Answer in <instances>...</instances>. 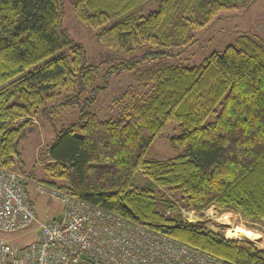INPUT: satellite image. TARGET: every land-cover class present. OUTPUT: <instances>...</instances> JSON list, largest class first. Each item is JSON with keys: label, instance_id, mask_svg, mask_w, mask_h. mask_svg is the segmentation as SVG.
<instances>
[{"label": "trees", "instance_id": "obj_1", "mask_svg": "<svg viewBox=\"0 0 264 264\" xmlns=\"http://www.w3.org/2000/svg\"><path fill=\"white\" fill-rule=\"evenodd\" d=\"M149 1L72 0L76 19L100 30L98 41L114 54L107 77L132 73L153 84L130 117L101 120L105 87H94L97 69L64 28L59 0H0V165L19 168L20 142L36 117L54 126L84 99L78 122L40 151L41 184L226 261L264 264V250L182 213L215 207L239 214L242 234L264 232V39L240 33L199 66L164 62L251 0H161L146 16L132 12ZM172 123L181 130L169 140L177 155L162 162L154 143Z\"/></svg>", "mask_w": 264, "mask_h": 264}, {"label": "built area", "instance_id": "obj_2", "mask_svg": "<svg viewBox=\"0 0 264 264\" xmlns=\"http://www.w3.org/2000/svg\"><path fill=\"white\" fill-rule=\"evenodd\" d=\"M32 179L0 165V264H235L78 197L37 184V192L61 202V215L39 219L28 191ZM184 219L191 222L188 211ZM194 213V212H192ZM32 229L25 246L7 235Z\"/></svg>", "mask_w": 264, "mask_h": 264}, {"label": "rangeland", "instance_id": "obj_3", "mask_svg": "<svg viewBox=\"0 0 264 264\" xmlns=\"http://www.w3.org/2000/svg\"><path fill=\"white\" fill-rule=\"evenodd\" d=\"M161 0H151L137 7L132 12L139 16H146L151 12L157 11ZM264 0H251L249 5L256 6L255 3ZM61 11L63 12V25L74 41L84 46L87 52L88 63L97 69V80L94 87L104 89L100 90L96 108L101 120L118 119L130 117L134 108L142 105L153 92V84L148 82H137L132 73L121 76L107 77V72L112 64V52L104 48L98 41L97 34L100 30L90 29L82 25L75 17L72 0H59ZM257 6H259L257 4ZM256 8V7H255ZM231 9L220 14L219 18L211 22L202 31L197 32L193 37V42L176 59L165 60V63L179 66H199L213 52L221 53L223 50L235 43V39L241 33L239 26L232 17ZM262 10V9H261ZM264 11V10H263ZM115 21L110 22L106 27ZM243 33V32H242ZM149 65H142L144 70ZM89 93H86L87 97ZM84 97V98H85ZM84 108V99L72 106L65 112H61L57 118H53L54 126L50 121L36 117L37 127L29 133L20 142L21 160L16 168H22L23 174L34 175L28 186L30 201L39 217L43 222L57 219L62 212L63 206L58 200H52L45 195L37 192V184L44 177V170L38 162L40 151L51 144L56 138V132L76 124L79 120L82 109ZM181 130L176 124H170L166 131L160 135L154 143L155 157L162 162L174 158L177 153L170 147V139L178 136ZM18 168V170H19ZM144 176H138V182L141 184ZM187 212L186 210H183ZM185 214L191 223L202 222L203 225L216 233L223 235L227 239L235 240L244 238L245 241L253 244L259 249L264 250V232L252 230L258 234H242L241 228L246 229L242 219L237 213H224L211 207L203 213ZM183 213V212H182ZM184 216V213H183ZM186 219V218H185ZM36 233L32 229L23 230L13 235H7V239H12L15 244L20 246L28 245L36 238Z\"/></svg>", "mask_w": 264, "mask_h": 264}, {"label": "crops", "instance_id": "obj_4", "mask_svg": "<svg viewBox=\"0 0 264 264\" xmlns=\"http://www.w3.org/2000/svg\"><path fill=\"white\" fill-rule=\"evenodd\" d=\"M255 5L248 3L238 11L233 10L232 17L239 26V32L256 35L264 39V6L260 1L256 2Z\"/></svg>", "mask_w": 264, "mask_h": 264}, {"label": "water", "instance_id": "obj_5", "mask_svg": "<svg viewBox=\"0 0 264 264\" xmlns=\"http://www.w3.org/2000/svg\"><path fill=\"white\" fill-rule=\"evenodd\" d=\"M81 258L90 262L91 264H94V261L90 257H88L86 254H82Z\"/></svg>", "mask_w": 264, "mask_h": 264}]
</instances>
